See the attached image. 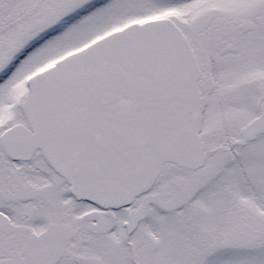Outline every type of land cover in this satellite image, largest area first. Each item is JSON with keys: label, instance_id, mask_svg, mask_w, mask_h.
Listing matches in <instances>:
<instances>
[{"label": "snow or ice", "instance_id": "obj_1", "mask_svg": "<svg viewBox=\"0 0 264 264\" xmlns=\"http://www.w3.org/2000/svg\"><path fill=\"white\" fill-rule=\"evenodd\" d=\"M0 264H264V0H0Z\"/></svg>", "mask_w": 264, "mask_h": 264}]
</instances>
